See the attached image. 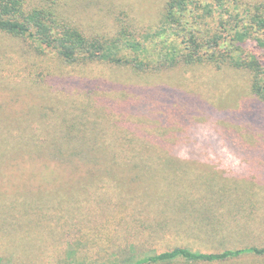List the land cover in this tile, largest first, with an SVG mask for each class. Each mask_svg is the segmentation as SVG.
<instances>
[{"label":"trees","instance_id":"1","mask_svg":"<svg viewBox=\"0 0 264 264\" xmlns=\"http://www.w3.org/2000/svg\"><path fill=\"white\" fill-rule=\"evenodd\" d=\"M18 43L23 60L49 50L64 66L97 63L147 76L183 67L243 71L248 95L258 109L264 106V0H165L153 23L140 19L126 0H0V51ZM30 61L25 68L38 70L37 78L13 68L3 74L21 76L5 89L16 95L28 89L36 103L0 108V264H82L98 248L109 264L223 263L264 255V246L254 245L157 252L152 245L159 237L193 225L189 230L210 238L228 230L221 218L228 201L209 184L207 196L192 193L198 183L187 186L183 180L148 183L132 196L140 185L132 189L130 182L155 179L165 163L169 178L177 177L181 167L160 150L170 152L172 146L141 135L126 121L129 100L148 108L163 96L119 77L70 94L82 88L70 90L71 82L62 84L66 76L56 81L60 66ZM108 88L122 94L123 103L107 98ZM252 109L221 110L217 120L247 125ZM258 124L264 128V120ZM224 188L221 183L217 191ZM152 208L157 216H150ZM200 212L218 223L200 226Z\"/></svg>","mask_w":264,"mask_h":264},{"label":"rangeland","instance_id":"2","mask_svg":"<svg viewBox=\"0 0 264 264\" xmlns=\"http://www.w3.org/2000/svg\"><path fill=\"white\" fill-rule=\"evenodd\" d=\"M126 1L130 2L134 13L138 14L140 19L153 23L165 0ZM90 6V8L93 7ZM4 41L12 42L9 39ZM18 45L19 43L8 48L4 54L0 51V108L14 110L23 105L36 103V97L28 89H25L27 94L20 95L5 89L7 84L17 85L21 76L16 78L3 76L4 71L13 68L14 72H22L25 77L31 75L37 78L38 70L25 68L26 64L32 66L30 60H42L40 65L60 66V70L54 72V76L57 75L55 80L57 81V77L61 79L62 76H66L69 79L62 81V84L71 82L70 90L73 86L82 88L81 91H76V87L71 91L67 90L70 94L79 95L97 85L100 88L106 80H115L119 77L120 81L126 85H135L134 88L144 87L155 97L163 96L157 99L160 102L153 99L148 108L142 106L144 103L138 104L136 101L129 100L127 106L132 109H126V121L134 129H140L141 135L145 134L148 138L152 137V140L162 141L165 147L172 146L173 150L170 152L168 149L160 150L166 151V155L169 153L168 159L175 158V162L181 167L176 171L177 177L169 178L165 163L167 169L165 172L158 171V175L153 177L155 179L150 178L148 181L144 177L136 182H130L129 186L132 189L140 185V189H135L136 192L132 196L143 193L141 188L148 186V183L153 187V184L158 186L163 180H183L184 185L187 186L191 182H196L198 184L196 186L192 184L191 192L199 195L203 194L205 187L210 185L209 187L215 190V196L220 194L228 201L227 206L221 210L226 211L221 218L229 224H226L227 231L217 232L212 238L204 232L194 233L189 230L196 229L193 224V228L191 226L188 230H182L177 234H166L165 237H159L152 245L157 252L174 246H188L202 251L248 245L264 246V134L261 136L264 128L258 124V121L264 120V106L261 110L258 109L256 101L248 95V76L245 72L233 69L215 70L206 66L175 68L156 76L138 75L121 68H111V66L97 63L80 66L59 65L56 57L49 50H46L44 57L32 56L31 59L23 60L17 49ZM23 87L27 88V85L23 84ZM150 87L159 92L151 91ZM109 89H103L106 97L112 100L120 99L119 101L123 103V95L118 91L115 94ZM245 106H253V115L248 114L244 122L248 123L247 125L230 121L218 122L217 118H220L217 115L221 110L239 108L238 112L243 113L246 111ZM153 107H157L158 110L162 108V110L155 109L156 111H152L151 114L149 109L152 110ZM163 110L167 111L163 112ZM253 117L258 118L257 121ZM221 125L225 129L224 136L221 134L223 132ZM230 127L235 132H231ZM221 183L225 187V192L217 191ZM133 185L136 187L134 188ZM202 196H207V193ZM190 211L195 210L192 207ZM152 215L157 216V210L153 209L150 216ZM206 217L203 212H200L197 221L200 226L210 227L211 225L212 227L218 223ZM104 255L98 248V251L82 264H109ZM175 264H264V255H246L223 263H186L178 260Z\"/></svg>","mask_w":264,"mask_h":264}]
</instances>
